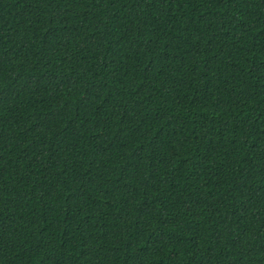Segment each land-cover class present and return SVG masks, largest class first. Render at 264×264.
<instances>
[{
    "label": "trees",
    "instance_id": "trees-1",
    "mask_svg": "<svg viewBox=\"0 0 264 264\" xmlns=\"http://www.w3.org/2000/svg\"><path fill=\"white\" fill-rule=\"evenodd\" d=\"M0 264H264V0H0Z\"/></svg>",
    "mask_w": 264,
    "mask_h": 264
}]
</instances>
